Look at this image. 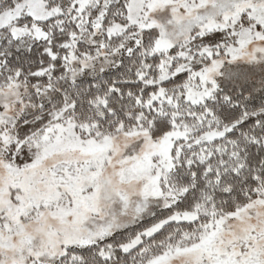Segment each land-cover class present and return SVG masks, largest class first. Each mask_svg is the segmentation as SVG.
<instances>
[{
    "label": "snow or ice",
    "instance_id": "snow-or-ice-1",
    "mask_svg": "<svg viewBox=\"0 0 264 264\" xmlns=\"http://www.w3.org/2000/svg\"><path fill=\"white\" fill-rule=\"evenodd\" d=\"M0 264H264V0H0Z\"/></svg>",
    "mask_w": 264,
    "mask_h": 264
}]
</instances>
